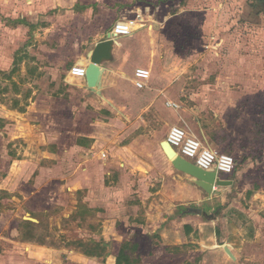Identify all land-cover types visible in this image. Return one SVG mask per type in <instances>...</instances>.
I'll list each match as a JSON object with an SVG mask.
<instances>
[{
  "label": "rangeland",
  "instance_id": "rangeland-1",
  "mask_svg": "<svg viewBox=\"0 0 264 264\" xmlns=\"http://www.w3.org/2000/svg\"><path fill=\"white\" fill-rule=\"evenodd\" d=\"M55 2L0 0V264H115L125 241L139 244L138 252L131 254L132 264H183L188 254L165 252L161 245L164 227L150 226L154 217H166L169 211L168 204L154 195L160 187L156 179L161 177L159 168L163 169V162L148 173L140 167L143 163L137 157L157 167L156 148L160 150L173 125L190 128L196 134L197 121L206 115L196 107L197 96L202 92L200 83L221 81L227 71H234V81L256 85L255 99H249L246 106L256 129L261 131L259 135L264 134V10H261L264 0L176 1L181 9L172 6L170 10L172 15L179 17L180 14V18L159 26L157 32L161 35L162 67L174 70L180 82L172 89L171 102L176 107L168 108L164 104L160 109L150 108L140 114L142 106L148 104L150 90L130 91L124 113H132L133 120L142 115L143 120H139L140 125H136L129 138L116 139L112 144L128 145L131 150H125V155L115 156L114 149L107 144L109 141L100 140L96 152L104 160L98 156L93 159L95 151L91 150L87 137L92 128L90 116L79 114L78 121L69 124L63 118V122H51L52 128L45 116L40 120L43 108L35 104L58 93L66 94L67 58L75 50L86 53L96 42V35L103 34L98 28L94 31L91 25L84 24L87 20L75 23L70 8L47 11ZM23 3L31 10L25 12L21 8ZM161 4L162 1L155 5ZM189 4L191 10H187ZM15 11L16 16L25 14L29 23L38 22V26L13 33L10 19H14ZM215 18L219 20L218 25L211 24ZM149 45L152 47V43ZM132 50L133 57L128 53L121 62V66L125 65L124 72H129L133 80L121 78L124 85H134V73L139 65L152 62L147 51L144 54ZM52 51L57 56H52L50 62L47 57H51ZM46 66L49 69L43 72ZM56 84L60 85L56 87ZM82 97L79 93L83 104ZM103 98L109 102L108 97ZM118 102L124 101L120 98ZM61 126L65 129L61 130L62 137L56 134V128L60 131ZM102 151L106 154H100ZM244 155H238L239 158L233 155L236 170L244 166ZM258 158L260 163L264 162ZM248 161L254 162V159L249 157ZM258 172L263 175L258 179L264 181V169ZM140 193L148 197L145 204ZM259 201L251 204L243 200V206L239 203L238 206L255 209L264 219V201ZM25 218L37 220L30 221L36 226H21V222L29 221ZM178 229L181 227L170 228L173 232ZM261 239L264 243V235ZM92 242L106 245L104 257L84 255L83 245L88 247ZM188 249L195 250V245L183 247L185 252ZM260 249L254 247V255H245L242 262L264 264V244ZM210 261L204 264H223Z\"/></svg>",
  "mask_w": 264,
  "mask_h": 264
},
{
  "label": "crops",
  "instance_id": "crops-1",
  "mask_svg": "<svg viewBox=\"0 0 264 264\" xmlns=\"http://www.w3.org/2000/svg\"><path fill=\"white\" fill-rule=\"evenodd\" d=\"M161 1L163 4L156 6ZM176 1L180 2L182 0H94L91 3H84L80 0H72L71 2L56 0L46 9L47 11L70 8L72 19H76L75 23H78V20L81 22L87 20L84 24L91 25L94 31L95 28H98L99 31H103V34L99 35L98 33L96 35V42L89 51L81 53L79 50H75L67 58L64 85L65 88L67 86V92L66 94L58 93L55 97L54 95L49 96L45 101L35 103L43 108L40 109V120H43V116H45L47 121L50 122V127H52L51 122H63L64 118L67 124L70 122L76 123L79 114H86L90 116L88 121H91L92 126L87 137L90 139L88 142L91 143V150L95 151L93 153L94 160L97 159L96 156L99 159L104 158L99 155V152H96V145L101 139L109 141L107 144H110V147L114 149L112 154H115V156L120 157L121 154H126L125 150L130 151L131 148L128 145L117 147L112 145L114 142L116 143V139L124 141V139L129 138L130 134L132 135L136 130V125H140L139 120H143L142 115L134 117L135 120H133L132 113H124V110L127 109L125 103L130 96V91L150 90L147 98L148 104L142 106L140 114L145 113L150 108L160 109L164 104L168 108H173L168 106V103H172V89L180 82H177L178 79L174 70H170L166 66L162 67L163 62L159 59L162 56L160 55L159 45L161 35L157 32L159 26H164L166 23L180 18V14L177 17L172 15L170 10L172 6L181 9V4H177ZM28 3L26 2V4ZM26 4L23 3L21 7L25 12L31 10V7H27ZM76 9L85 10V12L78 13L75 11ZM191 9L192 6L189 4L187 10ZM162 10L165 11V14ZM261 10H264V6ZM15 16L16 11L13 12L12 18L14 19H10L14 27L13 33L21 28L30 27L33 29L38 26V22L29 23V19L25 18L27 16L25 14ZM138 17H141L140 22L143 26L137 25L135 32L130 37L116 39L113 59L102 65L101 92L108 97L109 102H106L103 96L92 92L87 87L85 79L73 76L70 71L75 66L87 67L95 45L107 38L117 20L122 18L136 20ZM218 22L219 20L215 18L211 24L218 25ZM144 42H146V45H144ZM149 42L152 43V47H150ZM133 45L134 47H131ZM132 49L144 54L147 51L150 53V58H152V62L148 64L143 62L138 68L151 71V79L144 89H138L135 86V78L134 85H124V80H121V78H124L133 81L129 72H124L123 66L125 65L121 66L122 59L127 57L128 53L131 58L133 57ZM50 54L51 57H47V61L49 59L51 62L52 56L56 57L57 52L52 51ZM156 67L162 68L157 69ZM48 69L47 66L44 67L43 72H47ZM154 69L158 71L156 76H154ZM40 70L42 71V69ZM233 72H225L227 76L226 78L222 77L221 81L200 83L199 89L202 92L197 96L196 103L198 106L196 107H200V110L204 111L206 115L205 117L201 116L202 119L197 121L198 132L196 134L190 128H185L196 136L205 147L212 150L231 153L237 158L240 154H246L243 157L246 159L244 166L237 169L238 171L235 170L233 176H220L222 180L233 181L232 186L216 187L212 194L208 193L196 179L174 168L162 151L161 144L160 150L156 148V154L158 155L156 157L159 158L156 162L157 167H153L150 163L147 164L143 159L137 157V160L143 163L140 167L148 173H151L150 169L152 171L158 169V163L163 162V169L159 168L161 177L158 176L159 179H156L160 187L154 195L161 202L168 204L169 211H167L166 217H154L155 220L152 221L150 226L164 227L163 231L159 230L162 232L163 243L161 245L165 252L168 254H177L178 252V254L182 252L185 255L188 254L187 262L183 264H204L206 260H211L212 263L244 264L242 260L245 255L253 256L254 247L260 249L261 245L264 244L261 239V236L264 235L263 216L257 213L255 209L246 210L238 206V203L242 205L243 200L251 204L260 199L259 202L264 201V181L259 180L263 175L258 172L264 169V162L260 163L261 160L259 161L258 158L261 157L264 160L262 158L264 156V145H261L264 141L262 137L264 134L259 135L261 131L256 129L251 112L248 111L246 106L249 99H255L253 91L256 85L234 81ZM228 78L232 79L227 80ZM59 85L56 84V87ZM79 93H82V98H85L83 104L80 101ZM120 98L124 102L119 103L118 99ZM242 107H244V110ZM195 108L192 110L194 111ZM64 115L66 116L63 117ZM59 129L60 131L56 128V134L62 137L61 130L65 129L62 126ZM129 145L131 146L132 142ZM102 153L106 154L105 151L100 152V154ZM112 154L111 156H113ZM249 157L254 159V162L248 161ZM126 158L123 160H126ZM113 162L114 160L110 163V166ZM120 166L123 168L125 164L120 163ZM117 172L119 173V171ZM144 195L143 193L139 194L143 204L148 200V197ZM140 223L144 224L143 221H140ZM178 226L181 229L174 232L170 230V228H178ZM160 231L156 233L158 234ZM186 244L195 245V250L183 251ZM225 247L230 249L235 259L230 257L225 251Z\"/></svg>",
  "mask_w": 264,
  "mask_h": 264
},
{
  "label": "built area",
  "instance_id": "built-area-1",
  "mask_svg": "<svg viewBox=\"0 0 264 264\" xmlns=\"http://www.w3.org/2000/svg\"><path fill=\"white\" fill-rule=\"evenodd\" d=\"M140 21L141 17H138L136 20L129 18L119 19L115 22L111 33L116 39L130 37L135 32V26L141 25ZM70 72L73 76L85 78L87 67L75 66ZM150 79V70H136L135 86L138 89H144ZM168 106L176 107L173 103H168ZM166 141L171 145L178 156L188 161L191 159L194 160V164L205 171H215L219 177L221 173L229 175L235 173L236 159L233 155L205 147L196 136L181 126H171Z\"/></svg>",
  "mask_w": 264,
  "mask_h": 264
},
{
  "label": "water",
  "instance_id": "water-1",
  "mask_svg": "<svg viewBox=\"0 0 264 264\" xmlns=\"http://www.w3.org/2000/svg\"><path fill=\"white\" fill-rule=\"evenodd\" d=\"M115 40V36L109 33L104 41L98 42L90 55L87 65L85 77L87 87L92 92L103 97H106V95L101 92V79L103 75L102 65L113 59ZM161 149L177 171L196 179L202 188L210 194H212L216 187L232 186L234 183L233 181L222 180L215 171H205L191 161L178 156L167 141L161 142ZM25 220L37 222V220L31 218H25ZM225 251L232 259H235L228 247H225Z\"/></svg>",
  "mask_w": 264,
  "mask_h": 264
},
{
  "label": "trees",
  "instance_id": "trees-1",
  "mask_svg": "<svg viewBox=\"0 0 264 264\" xmlns=\"http://www.w3.org/2000/svg\"><path fill=\"white\" fill-rule=\"evenodd\" d=\"M236 168H237V161H236ZM21 226L26 228H31V227H35L36 225L30 221H23L21 222ZM91 244H92L91 246L86 247V245H83V243H81V245L85 247V250L83 251L85 256L90 258H102L105 256L106 245L96 242H92ZM138 250H139L138 243L125 241L121 246L118 256L116 257L115 264H132L131 254L137 253Z\"/></svg>",
  "mask_w": 264,
  "mask_h": 264
}]
</instances>
